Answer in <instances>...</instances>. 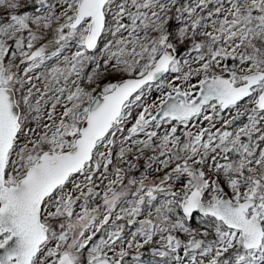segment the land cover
<instances>
[{
	"label": "snow or ice",
	"instance_id": "obj_1",
	"mask_svg": "<svg viewBox=\"0 0 264 264\" xmlns=\"http://www.w3.org/2000/svg\"><path fill=\"white\" fill-rule=\"evenodd\" d=\"M0 264H264V0H0Z\"/></svg>",
	"mask_w": 264,
	"mask_h": 264
}]
</instances>
